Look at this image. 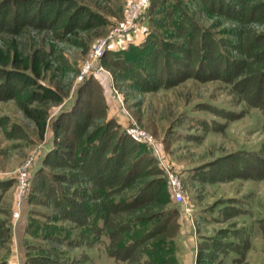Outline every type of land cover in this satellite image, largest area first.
I'll list each match as a JSON object with an SVG mask.
<instances>
[{"label":"trees","instance_id":"1","mask_svg":"<svg viewBox=\"0 0 264 264\" xmlns=\"http://www.w3.org/2000/svg\"><path fill=\"white\" fill-rule=\"evenodd\" d=\"M66 3L75 12L61 23L54 8ZM33 6L35 13L30 12ZM82 6L77 0H0V32L14 30L21 36L29 31L32 20H37V29L50 32L41 36V45L34 40L30 51L21 50L16 40L6 48L0 45V100L33 89L22 107L36 126L38 141L45 138L49 115L33 103L63 101L43 81L53 68L52 49L45 43L52 38L79 39V31L73 29L83 11L97 25L107 24L106 17ZM151 8L162 17L156 23L168 31L166 35L152 33L141 46L106 52L104 64L118 69L131 87L141 91L166 92L188 79L219 80L236 102L233 108L208 102L186 109L172 125L176 140L199 142L203 137L196 131L207 135L225 131L229 122L243 118L252 108L264 114V0H152ZM204 20L213 21V25ZM88 78L77 90L75 105L54 118L58 132L67 123L75 124L69 130L74 143L56 141L35 163L25 264H94L90 251L95 247L121 264H181L179 208L173 204L167 180L149 147L109 118L103 90L95 79ZM13 81L20 87L11 91ZM86 97L89 107L82 113L90 121L78 128L79 122L73 118L79 116L77 105ZM5 122L0 120L3 126ZM182 126L185 128L179 130ZM14 131L21 133L22 139L28 137L16 122L6 133ZM186 172L189 182L204 186L237 179L264 181V147L260 152L241 149ZM14 182L12 178L0 179V237L11 238L12 209H1V205ZM36 194L46 199L38 200ZM36 205L47 210H38ZM218 205L195 211L199 225L210 228L235 219L233 225L242 221L243 226L224 228L216 236H200L196 262L247 264L252 231L243 220L245 216L254 218L252 222L260 224L263 235L264 224L240 198L222 200Z\"/></svg>","mask_w":264,"mask_h":264},{"label":"rangeland","instance_id":"2","mask_svg":"<svg viewBox=\"0 0 264 264\" xmlns=\"http://www.w3.org/2000/svg\"><path fill=\"white\" fill-rule=\"evenodd\" d=\"M77 1L85 6H82L83 9L91 8L106 17L107 24L102 26L97 25V23L92 22L91 19L88 18L87 12L83 11L81 18L75 24L78 26V29L73 27V30L79 31V39L59 41L52 38L45 43V47L52 49L49 58L53 61V68L46 73L43 81L48 84V86L52 87L55 92L63 98V101L54 102L43 100L33 103L34 107H39L41 111L47 112L49 115L47 121L48 129L43 141H38L36 126L34 122L24 114L22 107L24 105L23 103L28 101L29 91L33 89L27 88L25 93L17 92L15 98H2L0 100V120L2 122L6 121L4 126L0 124V179L12 178L15 181L1 205V209H12V223L11 238H8L7 235L0 237V264H9L14 258H16L19 264L26 263L25 239L27 236V224L30 218V204L28 200L32 185L31 178L36 168H38L35 163L38 159L44 158L46 154L54 148L57 142L74 143L75 138L70 135L69 130L71 126L73 127L75 124L71 125V123H67L62 131L58 132L56 130L57 133H59V136H57L53 123L55 121L54 118L61 112L75 105L77 97H79L77 90L85 81H79V79L91 52L102 40H108V49L106 51L108 53L114 52L109 49L111 44L118 45L125 42L126 39H136V37H139L137 36L139 33L141 35H148L149 33L148 36L150 38L152 33L160 34L161 32V34L163 33L166 35V32H168L165 29L158 28L159 26H157L156 21H159L162 17L158 16L155 13L156 11H152V0H146L141 17L135 21L136 25L131 29L130 26L127 25V10L134 0ZM32 9L33 10L30 12L35 13V6H33ZM54 9L57 13L59 12L61 23L75 12L73 6L67 3L63 5L57 4ZM152 17L154 23H152ZM144 20L147 21V26H145V31H142ZM35 22L37 23V20H32L31 24L28 26L29 28H27L29 31L25 30V34L21 36L16 35L14 30H11L12 32L9 33H5L1 30L0 45L6 48L11 45L13 40H16L23 51H25V49L30 51L32 48L28 47H30V45L34 46V40H39V44L41 45V36L45 37V35L50 32L37 29ZM203 23L213 25V21L204 20ZM67 36H69V33ZM226 36L228 37L229 35ZM105 61L106 60H104V62ZM104 62L102 58V64L110 75L104 73L98 76H90L87 80L90 81L91 79H95V81L99 83L104 92L108 112L110 109V101L118 104L117 106L122 116L126 119L127 132L128 126L131 124L136 125L153 137L156 150L159 151L163 158L165 157L164 163L168 175L160 168L159 169L167 180L169 190H172L169 175L170 177L172 175L178 178L182 183L184 201L178 203L174 199L178 204V208L180 207L178 216L180 226L178 242L180 241L182 229H186L189 223L196 237L195 241L197 240V260L200 236H216L219 235L220 231H223L224 228L243 226L242 221L239 224L233 225L237 222L235 219L210 228L199 225L200 222L197 220L195 211L199 208L206 209L213 205H218L222 200L232 198L242 199L246 207L252 211L254 217L257 220H262L261 223L264 224V181L257 182L253 180L237 179L228 183H219L214 186H204L203 183L194 184L189 182L188 176L186 177L185 174L188 169L201 167L205 163H215L223 157L232 155L241 149L260 152L264 147L263 112L259 109L252 108L243 118L234 122H229L225 131L222 130L209 133L208 135L204 132L196 131L195 133H197V135L203 137L202 139L199 138V142L191 141V143H189L187 141H179L175 139L176 135L173 137L172 125L176 119L184 114L186 109L194 106L202 107L208 102L223 107L233 108L236 106L235 97L226 84L219 80L201 82L195 79H188L174 89L166 92L141 91L138 87H131L130 82L125 78L122 72L118 69H111L105 65L106 62L105 64ZM19 87L20 84L17 81H13L9 90L12 91ZM77 107L81 111L79 112V116L73 118V121L79 122V128L81 125L90 121V118L84 117L82 113V111L87 110L89 107V98L86 97L83 102H79ZM111 119L117 121L116 118L111 117ZM13 122L18 123L23 136H28L26 139H22V136H20L22 134H18L17 131L9 135L6 133V130ZM184 128L185 126H182L179 130ZM169 138L171 140L170 142L168 141ZM27 140H34L35 142H26ZM58 148L60 149L61 147L59 146ZM61 150L68 151L66 148H61ZM21 178L27 181V189L23 196L19 193V180H21ZM80 194L79 197L84 199L85 196H83V193ZM35 196L38 200L39 198L43 200L46 199L42 194H36ZM19 204L21 207L18 206ZM35 208L38 210H47V208L40 205H36ZM253 219L254 218L245 216V220H243L244 225L247 224L252 231L250 249L246 252V263L264 264V235L261 229H259L260 224L252 222ZM25 224L24 238L22 242H18L16 240V235ZM179 251V258L181 261V247ZM90 253L93 255L94 264H121L109 258L101 248L95 247Z\"/></svg>","mask_w":264,"mask_h":264},{"label":"built area","instance_id":"3","mask_svg":"<svg viewBox=\"0 0 264 264\" xmlns=\"http://www.w3.org/2000/svg\"><path fill=\"white\" fill-rule=\"evenodd\" d=\"M146 0H134L129 6L128 11V20L127 25L130 26V29L136 25L135 21L138 20L145 8ZM108 49V40H102V42L91 52L88 57L87 64L83 70L82 75L80 76L79 81H83L90 76H98L104 73L110 75L109 72L105 70V67L102 64V58L104 57L106 51ZM134 124V122H133ZM128 133L137 141L145 143L153 152L158 167L167 173L166 165L164 163L165 157L163 158L158 150H156L155 141L153 137L141 130L136 125H129L128 126ZM168 175V173H167ZM169 179H171V188L170 190L173 198L178 202L182 203L184 201V193H183V186L180 180L174 176L169 175ZM19 193L23 196L25 190L27 189V181L23 178L19 180ZM20 206V204L18 205ZM21 207V206H20ZM9 264H19L16 258L9 262Z\"/></svg>","mask_w":264,"mask_h":264},{"label":"crops","instance_id":"4","mask_svg":"<svg viewBox=\"0 0 264 264\" xmlns=\"http://www.w3.org/2000/svg\"><path fill=\"white\" fill-rule=\"evenodd\" d=\"M143 27H142V31H145V26H147V21L144 20L143 21ZM137 36H139L138 38L136 37V39H126L125 42H123L122 44H111V46L109 47V49L111 51L114 52H120V51H125L128 50L129 47L131 45L134 46H141L147 39H148V35H144V34H138ZM100 77V76H99ZM97 77V78H99ZM106 93V92H105ZM110 104V109L108 112L109 118L113 117L117 119V122L122 126V128H124L125 130L127 125H126V119L124 116H122L120 109L118 108V104L114 103L113 101L109 102ZM186 177L188 176V172L186 173ZM214 186V185H213ZM171 198L173 201L174 205H178L172 194H171ZM180 208V207H179ZM190 221V220H189ZM25 228H26V224L24 226H22L21 231H19V233L16 235V240L18 242H22V239L24 238V234H25ZM196 237L194 236L192 229H191V225L188 223V225L186 226V229H182L181 232V237H180V247L182 248V253H181V264H196V245H197V240L195 241ZM90 259H93V255L92 253H90ZM94 261V260H93Z\"/></svg>","mask_w":264,"mask_h":264}]
</instances>
